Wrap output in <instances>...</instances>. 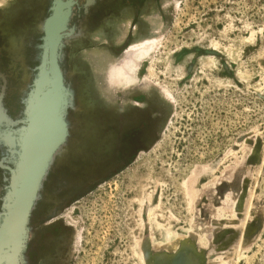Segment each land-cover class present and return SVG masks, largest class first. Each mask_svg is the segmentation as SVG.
Listing matches in <instances>:
<instances>
[{
	"label": "rangeland",
	"instance_id": "obj_1",
	"mask_svg": "<svg viewBox=\"0 0 264 264\" xmlns=\"http://www.w3.org/2000/svg\"><path fill=\"white\" fill-rule=\"evenodd\" d=\"M0 264H264V0H0Z\"/></svg>",
	"mask_w": 264,
	"mask_h": 264
},
{
	"label": "water",
	"instance_id": "obj_2",
	"mask_svg": "<svg viewBox=\"0 0 264 264\" xmlns=\"http://www.w3.org/2000/svg\"><path fill=\"white\" fill-rule=\"evenodd\" d=\"M52 90V91H51ZM56 88L50 89L42 94H39L37 97L39 102L36 106H40L36 116H35V123H34V129H33V140L30 145L33 146L35 150H42V149H47L48 147L50 148L51 145L53 144V141H51L50 144L44 142V135L46 132L53 133V129L56 128V120H57V112L59 109V104L55 106L54 104L51 105V102H47L46 99L50 98L48 95V92L52 93L56 91ZM58 92V90H57ZM59 93V92H58ZM52 96V95H51ZM51 101V99H50ZM49 106V107H48ZM48 108L49 112L46 110ZM31 138V136H30ZM51 140V139H49Z\"/></svg>",
	"mask_w": 264,
	"mask_h": 264
},
{
	"label": "bare ground",
	"instance_id": "obj_3",
	"mask_svg": "<svg viewBox=\"0 0 264 264\" xmlns=\"http://www.w3.org/2000/svg\"><path fill=\"white\" fill-rule=\"evenodd\" d=\"M99 57V56H98ZM105 60V59H104ZM110 64V65H109ZM108 65H109V67H108V69H109V71H108V74L109 73H114V70H115V68H114V66H115V64L114 63H111V62H108ZM120 65V64H119ZM51 99H52V97H51ZM47 100V99H46ZM48 102H51V101H49V100H47ZM38 108L37 109H39V107L40 106H37ZM48 110V109H47ZM49 112V111H48ZM36 113H37V111H36ZM36 113H34L35 115H34V117H33V126H34V123H35V116H36ZM50 141V140H49ZM51 142V141H50ZM32 148V147H31ZM16 178V177H15ZM11 222V221H10ZM18 232V231H17ZM17 236V235H16ZM19 236V235H18ZM12 255V254H11Z\"/></svg>",
	"mask_w": 264,
	"mask_h": 264
}]
</instances>
